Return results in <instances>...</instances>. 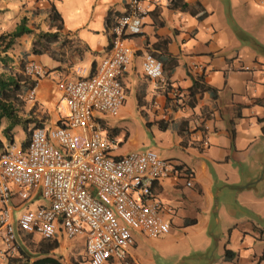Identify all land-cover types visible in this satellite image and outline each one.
Segmentation results:
<instances>
[{
	"label": "crops",
	"instance_id": "crops-1",
	"mask_svg": "<svg viewBox=\"0 0 264 264\" xmlns=\"http://www.w3.org/2000/svg\"><path fill=\"white\" fill-rule=\"evenodd\" d=\"M128 1L0 0V35L13 31L23 18L32 30L18 37L6 52L0 46V72L4 71L2 57L7 55L12 61L22 58L23 52L27 61L39 62L50 71V76L38 81L35 93V102L51 116L49 126L60 118L53 76L92 73L109 52L111 27L125 13ZM184 2L198 4L206 16L198 19L189 11L170 8L169 0H140L143 26L128 41L134 54L122 75L125 102L121 110L126 97L133 96L149 129L157 126L155 146L150 148L157 154L177 151L167 158L192 173L191 186L173 174L153 184L154 195L175 211L171 230L162 239L201 224L217 244L216 257L207 264H250L260 256L264 264V0ZM52 7L61 18L59 41L54 43H59L61 52L35 55L30 51L35 35L55 30L43 24ZM145 53L162 62L161 78L143 74ZM195 87L189 103V92ZM171 90L178 91L177 102ZM104 128L117 142L115 156L138 150L125 145L136 144L138 131L130 137L127 125L114 126L106 118ZM193 219L194 223L184 224ZM57 242L53 255L63 264L69 260V248L82 249L80 240L72 246ZM226 249L234 252L232 260L223 259ZM131 256L144 264L137 241ZM18 257L17 252L7 250L0 236V264Z\"/></svg>",
	"mask_w": 264,
	"mask_h": 264
},
{
	"label": "built area",
	"instance_id": "built-area-1",
	"mask_svg": "<svg viewBox=\"0 0 264 264\" xmlns=\"http://www.w3.org/2000/svg\"><path fill=\"white\" fill-rule=\"evenodd\" d=\"M140 0H129L111 27V44L92 73L54 75L60 118L30 131L24 146L0 151V236L17 252L21 237L82 242L78 264H137L131 256L136 233L162 237L175 217L173 207L153 193V184L171 174L189 181L192 173L153 149L113 154L117 142L105 132L104 116H116L125 102L122 75L134 52L128 41L142 31ZM142 72L162 77L163 64L151 53ZM24 73L35 81L25 99L35 102L38 81L50 76L29 60ZM179 99L178 91L171 90ZM40 197L45 203L23 207Z\"/></svg>",
	"mask_w": 264,
	"mask_h": 264
},
{
	"label": "rangeland",
	"instance_id": "rangeland-1",
	"mask_svg": "<svg viewBox=\"0 0 264 264\" xmlns=\"http://www.w3.org/2000/svg\"><path fill=\"white\" fill-rule=\"evenodd\" d=\"M51 18L50 15L45 17L43 24L46 29L52 30L54 29L51 26ZM63 44L66 41L62 42ZM59 43L52 44L49 48V54L54 55L53 53L59 55L60 50ZM26 52L21 53L22 58L17 56L16 59L10 60L8 62L7 71L12 72L13 74H22L21 64H25L27 62ZM63 55V54H62ZM60 57V56H59ZM69 56H67L68 58ZM15 62L13 65L12 63ZM23 106L19 111V116L22 120L29 121L27 126V130L24 131L20 125L16 126L11 132L10 136L12 140L6 139L2 133L3 128L6 126V121L2 120L0 125V138L4 140L5 145L11 144V142H15L17 146L21 145V142L25 140L29 135L30 131L33 127L40 125H48L49 119L51 116L48 114L46 110H44L38 103H30L25 99V95H23ZM138 102L134 99L133 96L129 95L126 97L125 107L119 110L117 116H104L106 121L109 124L114 126H128L130 130V137H133L136 131H138L139 135L136 139V144H125L130 147L133 146V149L146 150L150 149V147L155 146L154 142V133L157 131V126H152L149 129V126L145 123L142 115L140 114L138 108ZM124 131V130H123ZM137 150V151H138ZM163 158H167L169 155H177V151H162L160 154ZM168 159V158H167ZM45 203L40 197L34 199L32 202H28L24 205L23 209L31 208L34 209L37 205ZM177 229L174 233H177ZM210 230L206 227H203L201 224L193 225L184 228L183 230L178 231L180 233L179 236H172L167 239H162L163 237H147L142 233L138 234L137 239V251L140 253L141 261L144 264H190L193 262H201L208 263V259L212 257H216V241L210 234ZM136 234V235H137ZM217 236H221V234H217ZM21 241H19V247L17 253H20V250L24 249L27 255H33L31 251L33 245H35L40 239L38 238H28L21 237ZM62 243V242H61ZM63 243L67 244V242ZM70 243L68 245L72 246ZM60 250V248L58 249ZM65 251V250H64ZM68 258L66 264H78V255L82 252L81 248L72 247L68 249ZM61 258H63L61 256Z\"/></svg>",
	"mask_w": 264,
	"mask_h": 264
},
{
	"label": "trees",
	"instance_id": "trees-1",
	"mask_svg": "<svg viewBox=\"0 0 264 264\" xmlns=\"http://www.w3.org/2000/svg\"><path fill=\"white\" fill-rule=\"evenodd\" d=\"M169 7L178 9L179 11H189L194 14L198 19H202L206 16V12L197 5H188L184 0H169ZM201 9V10H200ZM51 18V26L55 29L51 31H39L34 40L31 43L30 51L35 55H40L44 52H50L49 48L52 44L59 41V30L62 28L61 18L59 14L52 7L49 11ZM111 18L110 15L106 18V24L109 25ZM32 30L26 27V19L23 18L15 29L9 33L0 35V46L2 51L6 52L14 44L15 40L23 34L31 33ZM3 62V70L0 72V125L2 120L6 121V126L3 128L2 133L6 139L12 140L10 132L18 125L22 127L24 131L27 130L29 121L22 120L19 116V111L23 106V95L33 87L35 81L31 77L24 73V63L21 64L22 74H13L7 71L8 61L10 60L7 55L1 58ZM207 89L209 87H206ZM196 93V87L189 92V103L194 99ZM264 120V119H263ZM34 128V127H33ZM161 128H165V125H161ZM264 130V126H263ZM116 133V131H114ZM29 136L24 143L28 142ZM4 147L3 142L0 139V151ZM178 170H184L186 174L191 171L185 168L182 164L177 165ZM195 220L185 221V225L194 223ZM58 247L56 239H40L35 245H33L31 251L33 255H27L24 249L20 250L18 258L8 259V264H63L59 257L53 255V251ZM235 257L234 252L226 249L224 251L223 259L232 260ZM263 256H260L257 261H253L250 264H260Z\"/></svg>",
	"mask_w": 264,
	"mask_h": 264
}]
</instances>
